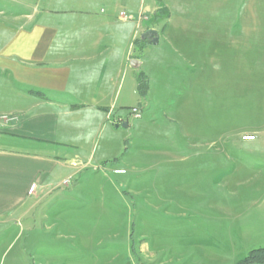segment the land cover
<instances>
[{
	"label": "rangeland",
	"instance_id": "1",
	"mask_svg": "<svg viewBox=\"0 0 264 264\" xmlns=\"http://www.w3.org/2000/svg\"><path fill=\"white\" fill-rule=\"evenodd\" d=\"M36 2L0 0L1 23ZM143 7L158 9L147 63L163 107L150 91L119 100L95 137L107 162L0 230V264H264L250 259L264 250V0Z\"/></svg>",
	"mask_w": 264,
	"mask_h": 264
},
{
	"label": "crops",
	"instance_id": "2",
	"mask_svg": "<svg viewBox=\"0 0 264 264\" xmlns=\"http://www.w3.org/2000/svg\"><path fill=\"white\" fill-rule=\"evenodd\" d=\"M28 6L30 12L0 21V119L8 118L0 126L1 231L19 225L68 177L76 180L107 162L104 146L96 156L95 137L119 100L128 92L141 94L140 75L150 91V111L163 107L147 63L162 41L154 25L158 9L149 21L143 0H37ZM151 29L158 32L157 45L142 39ZM137 40L144 43L136 46ZM193 59L196 69L201 53ZM133 60L140 65L132 66ZM192 74L188 90L200 83L199 71ZM114 124L129 122L120 116ZM34 183L37 191L29 195Z\"/></svg>",
	"mask_w": 264,
	"mask_h": 264
},
{
	"label": "trees",
	"instance_id": "3",
	"mask_svg": "<svg viewBox=\"0 0 264 264\" xmlns=\"http://www.w3.org/2000/svg\"><path fill=\"white\" fill-rule=\"evenodd\" d=\"M165 13V12H164ZM167 14V13H166ZM158 15H156V17H157ZM144 43V41H141V40H137L136 42H135V44H136V46H139V43ZM138 50H139V47H138ZM143 53H144V51H141V54L139 55V56H136V58H140V57H142V55H143ZM138 82H139V87H138V89H139V92L142 94V95H144V94H146L147 92H148V90H149V88H148V84H147V82H146V80L143 78V76L142 75H140L139 76V78H138ZM250 259H251V262H254V263H256V262H263L264 261V250H260V251H255L254 253H253V255L250 257ZM247 261V260H246Z\"/></svg>",
	"mask_w": 264,
	"mask_h": 264
},
{
	"label": "water",
	"instance_id": "4",
	"mask_svg": "<svg viewBox=\"0 0 264 264\" xmlns=\"http://www.w3.org/2000/svg\"><path fill=\"white\" fill-rule=\"evenodd\" d=\"M143 40H148L149 42H151L152 44L157 45L159 42V37H158V32L156 30H147L142 37ZM131 65L136 67L138 65H140V62L137 60H133L131 62ZM124 126L126 127V124H124Z\"/></svg>",
	"mask_w": 264,
	"mask_h": 264
},
{
	"label": "built area",
	"instance_id": "5",
	"mask_svg": "<svg viewBox=\"0 0 264 264\" xmlns=\"http://www.w3.org/2000/svg\"><path fill=\"white\" fill-rule=\"evenodd\" d=\"M114 173L117 175H120V174H125L126 171L125 170H115ZM35 189H36V185H32V187L30 188L29 194H33Z\"/></svg>",
	"mask_w": 264,
	"mask_h": 264
}]
</instances>
